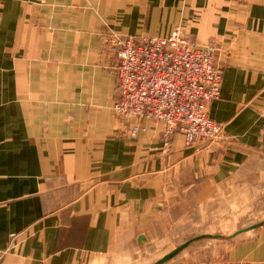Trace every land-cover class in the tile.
<instances>
[{
  "label": "crops",
  "instance_id": "obj_1",
  "mask_svg": "<svg viewBox=\"0 0 264 264\" xmlns=\"http://www.w3.org/2000/svg\"><path fill=\"white\" fill-rule=\"evenodd\" d=\"M176 27L217 50L208 115L222 134L185 146L176 133L163 152L161 123L135 121L131 137L112 113L107 38ZM262 213L264 0H0V264H135L170 229L241 230ZM238 230L188 247L264 264V224L227 238Z\"/></svg>",
  "mask_w": 264,
  "mask_h": 264
},
{
  "label": "built area",
  "instance_id": "obj_2",
  "mask_svg": "<svg viewBox=\"0 0 264 264\" xmlns=\"http://www.w3.org/2000/svg\"><path fill=\"white\" fill-rule=\"evenodd\" d=\"M107 43L116 75L111 110L117 119L133 125L131 137L139 132L134 122L141 119L161 123L163 152L176 133L183 135L185 146L221 137L222 125L208 115L209 104L220 96L222 80L215 47L197 45L180 27L162 38L109 34ZM194 264L247 263L221 259Z\"/></svg>",
  "mask_w": 264,
  "mask_h": 264
},
{
  "label": "rangeland",
  "instance_id": "obj_3",
  "mask_svg": "<svg viewBox=\"0 0 264 264\" xmlns=\"http://www.w3.org/2000/svg\"><path fill=\"white\" fill-rule=\"evenodd\" d=\"M264 213L260 214L255 222H259V220L262 218V215ZM249 221V220H248ZM254 222V219H253ZM237 227H231L228 228H221V227H195L191 225H185L184 227L180 228H174L170 229L168 232V235L165 239H163L160 242H156V244L153 246L152 249V255L154 254L153 258H156L162 254H166L169 251L172 250V248L179 246L183 242L202 235V234H228L229 232H234L235 230H238ZM193 245V244H191ZM219 242L213 241V240H204L201 243L196 244L192 248L187 247L182 252H180L177 256H175L173 259H182L189 262H197V261H210V260H221L222 258L215 259V256L212 257V253H215L216 249L218 248ZM162 257V256H161ZM144 259L136 261L135 264H141V263H152L156 261L155 259ZM160 258V257H159Z\"/></svg>",
  "mask_w": 264,
  "mask_h": 264
},
{
  "label": "water",
  "instance_id": "obj_4",
  "mask_svg": "<svg viewBox=\"0 0 264 264\" xmlns=\"http://www.w3.org/2000/svg\"><path fill=\"white\" fill-rule=\"evenodd\" d=\"M264 224V219L254 225H251L247 228L241 229L236 231L235 233H233L232 235L228 236V239H232L233 237L237 236L238 234H241L243 232H247V231H251L254 230L258 227H260L261 225ZM219 236H212V235H201V236H197L194 237L192 239H189L187 241H185L184 243L180 244L179 246L175 247L174 249H172L171 251H169L168 253H166L165 255H163L161 258H159L158 260L149 263V264H166L169 261H171L175 256H177L180 252H182L184 249H186L189 245H191L192 243L201 240V239H214L217 238Z\"/></svg>",
  "mask_w": 264,
  "mask_h": 264
}]
</instances>
